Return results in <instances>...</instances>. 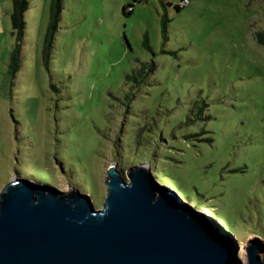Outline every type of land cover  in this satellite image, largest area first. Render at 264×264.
<instances>
[{
    "label": "rangeland",
    "instance_id": "1",
    "mask_svg": "<svg viewBox=\"0 0 264 264\" xmlns=\"http://www.w3.org/2000/svg\"><path fill=\"white\" fill-rule=\"evenodd\" d=\"M28 1L13 75L0 0V191L25 177L102 208L108 166L144 163L264 257V0H63L49 66L51 0Z\"/></svg>",
    "mask_w": 264,
    "mask_h": 264
},
{
    "label": "water",
    "instance_id": "2",
    "mask_svg": "<svg viewBox=\"0 0 264 264\" xmlns=\"http://www.w3.org/2000/svg\"><path fill=\"white\" fill-rule=\"evenodd\" d=\"M108 166L107 194L14 177L0 191V264H244L217 219L157 182L150 166ZM257 244L246 264H264Z\"/></svg>",
    "mask_w": 264,
    "mask_h": 264
},
{
    "label": "trees",
    "instance_id": "3",
    "mask_svg": "<svg viewBox=\"0 0 264 264\" xmlns=\"http://www.w3.org/2000/svg\"><path fill=\"white\" fill-rule=\"evenodd\" d=\"M13 2V9L11 12V24L13 28V34L16 36V43L15 47L11 54V64H10V72L13 75H16V73L19 71L21 64H22V46L23 41L26 36V28H27V22H26V12L29 9V1L28 0H12ZM63 0H51V6H50V21L47 28V32L45 34L44 39V62L46 66H49V62L51 59V53L53 50L55 35L58 31L59 22L61 20V11L63 9ZM131 4L128 6H123V13L125 14H131L132 11H127V8H130ZM178 9H180V6H177ZM168 23L169 18L166 16L162 17V31L164 38L167 37V30H168ZM258 40L261 43H264V32H260L257 35ZM144 43L147 48L150 50L152 49L149 44V38L148 35H145ZM148 71L145 66L141 67L138 71L139 74H142L144 72ZM132 77V75H128L127 78ZM203 104H205L203 102Z\"/></svg>",
    "mask_w": 264,
    "mask_h": 264
},
{
    "label": "bare ground",
    "instance_id": "4",
    "mask_svg": "<svg viewBox=\"0 0 264 264\" xmlns=\"http://www.w3.org/2000/svg\"><path fill=\"white\" fill-rule=\"evenodd\" d=\"M251 238H253V235L251 236ZM250 238V239H251ZM237 251L238 252H240V254H242L243 255V252H244V249H245V247L243 246V244L242 243H239L238 245H237ZM246 250V249H245ZM244 258L246 259L247 258V256L246 255H244Z\"/></svg>",
    "mask_w": 264,
    "mask_h": 264
},
{
    "label": "crops",
    "instance_id": "5",
    "mask_svg": "<svg viewBox=\"0 0 264 264\" xmlns=\"http://www.w3.org/2000/svg\"><path fill=\"white\" fill-rule=\"evenodd\" d=\"M190 203L193 205L192 201H190ZM200 205V204H199ZM196 207V206H195ZM197 208V207H196ZM200 208H203L206 210V208L204 206H201Z\"/></svg>",
    "mask_w": 264,
    "mask_h": 264
},
{
    "label": "clouds",
    "instance_id": "6",
    "mask_svg": "<svg viewBox=\"0 0 264 264\" xmlns=\"http://www.w3.org/2000/svg\"><path fill=\"white\" fill-rule=\"evenodd\" d=\"M186 201V200H185Z\"/></svg>",
    "mask_w": 264,
    "mask_h": 264
}]
</instances>
